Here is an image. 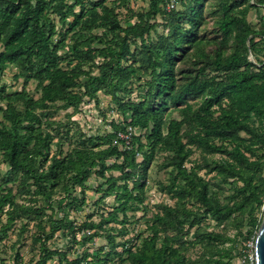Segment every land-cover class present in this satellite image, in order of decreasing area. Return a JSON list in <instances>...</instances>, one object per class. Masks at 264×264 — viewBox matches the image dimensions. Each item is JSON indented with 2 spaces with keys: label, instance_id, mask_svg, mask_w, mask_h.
<instances>
[{
  "label": "trees",
  "instance_id": "16d2710c",
  "mask_svg": "<svg viewBox=\"0 0 264 264\" xmlns=\"http://www.w3.org/2000/svg\"><path fill=\"white\" fill-rule=\"evenodd\" d=\"M107 1L0 0V72L13 64L17 68L15 79H23V87L14 92L0 84V100L5 101L0 107L1 116L8 122L0 121V158L13 176L20 174V194H40L44 199L53 193L45 185L63 179L66 172H71L68 182L82 190L93 169L105 178V192L113 194L117 202L112 211L96 224L84 221L75 225L59 218L44 237L48 240L58 228L70 229L74 235L82 227H102V223L111 221L124 224L126 219L120 220L118 213L126 216V211L142 201L138 167L148 163L155 152H166L164 165L170 167V176L168 182L160 184V190L174 198V204H157L147 224L149 233L133 245L124 244L121 252L115 250L118 242L106 234L111 251L119 257L117 264H227L235 239L241 236L254 243L264 214L260 219L254 215V209L264 205V44L258 47L254 37L258 35L264 41V30H255L246 19L249 9L264 0H220V45L213 58L206 59L183 80L177 77L176 54L180 46L197 42L196 34L183 23L188 15L197 13L196 6L202 0H178L183 10L167 9L168 0H147L145 9L138 11L128 6L130 0H117L135 19L127 26L122 25L116 8ZM236 2L246 5L232 10L231 4ZM157 15H162L166 33L156 32ZM151 31L156 32L154 40H148ZM227 47L231 48L229 53ZM249 52L262 53L263 57L250 60ZM65 60L73 64L64 66ZM30 80L35 82L38 97L25 88ZM140 81L146 87L142 99L124 98ZM99 91L116 103L124 123L111 122L113 132L103 138L107 142L119 138L120 132L128 133L125 126L131 125L144 129V141L131 133L119 138L125 145L120 150L117 144L96 149L82 140L73 152L50 157L49 143L40 134L32 143L30 133L42 117H49L58 107L77 109L85 97L97 102ZM157 97L160 102L155 104ZM187 97L200 99L194 103ZM14 101L21 102L24 110L19 111ZM167 104L176 107L179 118L168 117L162 122V109ZM144 146L148 149L143 150ZM194 149L205 154L204 162L188 167L186 162ZM140 151L143 160L138 162ZM216 153L219 158H206ZM111 156L121 160L108 164L106 160ZM203 168L231 183L229 203L223 205L220 200L218 190L224 188L212 189V181L199 173ZM111 169L118 170L119 175L106 176ZM130 178L133 184L128 187ZM236 182L239 184L234 185ZM71 202L80 203V199L72 197ZM205 218L217 223L230 219L237 222L236 235L232 238L205 230ZM244 220L247 228L241 230ZM97 234L88 233L83 240ZM225 242L231 245H217ZM195 244L200 245L203 254L191 260L187 250ZM55 255L62 254L44 248L35 264H45ZM88 255L67 263L81 264Z\"/></svg>",
  "mask_w": 264,
  "mask_h": 264
},
{
  "label": "rangeland",
  "instance_id": "374dc122",
  "mask_svg": "<svg viewBox=\"0 0 264 264\" xmlns=\"http://www.w3.org/2000/svg\"><path fill=\"white\" fill-rule=\"evenodd\" d=\"M255 1L257 0H250V2ZM107 3L116 8L123 26L130 25L135 21V19L129 17L127 10L117 0H108ZM147 3V0H130L128 6L138 11L145 9ZM245 5L246 2H236L231 4V8L232 10H238ZM165 7L175 10H183L184 8L178 0H168ZM196 11L197 13L188 15L183 23L185 28H189V30H192L196 34L197 42L192 45L179 47L180 51L176 54L175 65L179 80H183L191 72H195L199 66L205 63L206 59L213 58L221 41L220 19L222 11L220 9V0H202L196 6ZM246 19L255 30H264V1L262 3L258 2L255 6L251 7L246 15ZM55 20L57 21L56 17ZM163 20L162 15H157L155 18V21L159 23L156 26V32L158 33L167 32V29L162 26ZM189 20H192L193 23ZM156 32L151 31L148 40L150 38L154 40ZM254 38L258 47L262 48L264 44L263 39L258 35ZM231 41L232 39L228 42L229 46L231 45ZM230 51L231 48L227 47L226 53ZM262 57V53H248V58L253 61ZM72 64L73 61L69 60L63 62L64 66ZM16 73L17 68L13 64H7L6 68L0 72V84L4 83L8 92H14L23 87V79H15L14 74ZM25 88L29 94L38 97L33 80H30ZM145 89L143 81H140V83L135 82L130 92L126 93L123 97L134 101L141 100ZM97 99L98 101L96 102L94 98L85 97L77 109H73V107L55 108L49 117H42L41 123L35 125V128L31 131L32 143L35 141L36 136L40 134L41 139L49 143L48 154L50 157L53 154L64 155L73 152L82 140H87V146L96 149L117 144L120 150L125 145L119 138H126L131 133L140 136L141 140L144 141V129L126 125L125 128L128 133L120 132L119 138L114 137L110 142H107L103 137L113 132L110 125L111 122L122 123L124 125L123 118L116 103L109 95L99 91ZM199 99V97H187L188 101L194 103ZM159 102L160 99L157 97L155 104ZM14 103L19 111L24 110L25 107L21 102L14 101ZM4 104L5 101L0 100V107L4 106ZM57 105L61 106V103H57ZM168 117L179 118L178 111L172 104H167L162 109V122ZM0 121H4L1 111ZM4 123L8 125V122L4 121ZM24 132L26 131L23 130L22 133ZM147 149L146 146L143 147V150ZM204 156L205 154L194 149L188 162H186V166L203 164ZM166 157V152L157 151L148 163H142L141 167H138L137 175L139 174L142 177L143 183V186L138 190L142 196V201L136 203V208L126 211V216L118 213L120 220L126 219L124 224L120 223V221H111L102 223V227L88 229L82 227L76 230L74 235L70 229L58 228L48 240H44V237L49 233L50 227L54 226V221L59 218L63 217L66 222H73L75 225H79L84 221L96 224L112 211L117 202L113 194H106L105 188L107 182L105 178L95 173L97 168L93 169L91 176L85 182L86 189L82 190L80 187L73 186L68 182L71 172H66L63 179H53L45 185L47 189H52L53 193L49 199H44L40 194H20L18 192L20 174L16 177L13 176L8 164L0 158V200L4 199V203L0 209V264H35L44 248L56 249L62 255H65L66 258L65 260L62 255H55L48 259L45 264H69L67 260L80 258L84 254L89 255L85 260H82L81 264H117L119 257L117 253L111 251L112 247L105 237L106 234H111L115 242H118L115 250L121 252L124 244L126 247L133 245L149 233L147 224L156 210L157 204H174L175 199L160 190V184L168 182L170 176V167L164 165ZM219 157L220 154L218 153L206 156L210 160ZM136 158L138 162L143 160L141 151L136 155ZM117 160L120 161L121 158ZM117 160L115 156H111L106 162L111 164L115 161L117 162ZM207 170L208 168H203L199 173L212 181V185H215V187H211L212 189L215 188L217 190L218 186L224 188L223 191L218 190V193L223 205H226L229 203L227 195L230 193L231 183L223 182V179L217 178L214 171L208 172ZM105 174L106 176H118L119 171L111 169L106 171ZM31 181L27 182L25 188H27V185ZM216 181L218 185H216ZM118 183H122V181ZM132 184V178L128 179V187H131ZM235 184L239 183L236 182ZM28 188L33 190V186L31 185ZM72 197L80 199V203L71 202ZM21 206L30 207L31 210L34 209L36 211L29 212L22 209ZM263 211L264 205L258 209H254L256 218L260 219ZM245 223L246 220H244L243 226H240L241 230L247 228ZM236 224L238 223L231 219L217 223L210 218H205L203 228L208 231L212 230L227 234L233 238L237 231L236 227L239 226ZM122 228H124L122 231L124 233L121 232ZM91 232H97L98 234L88 240H83L84 236ZM192 234L193 229L189 232L190 238H192ZM217 245L230 246L231 242L218 243ZM232 246V257L227 264H252V244L250 239L244 240L239 236L232 242ZM204 251L207 252L206 250ZM187 254L191 260H195L203 254V250H201L199 244L190 245ZM96 256H99V260L95 259ZM191 264L200 263L193 262Z\"/></svg>",
  "mask_w": 264,
  "mask_h": 264
},
{
  "label": "water",
  "instance_id": "95a60500",
  "mask_svg": "<svg viewBox=\"0 0 264 264\" xmlns=\"http://www.w3.org/2000/svg\"><path fill=\"white\" fill-rule=\"evenodd\" d=\"M255 264H264V214L254 238Z\"/></svg>",
  "mask_w": 264,
  "mask_h": 264
},
{
  "label": "built area",
  "instance_id": "2783aa9c",
  "mask_svg": "<svg viewBox=\"0 0 264 264\" xmlns=\"http://www.w3.org/2000/svg\"><path fill=\"white\" fill-rule=\"evenodd\" d=\"M171 6H172V4H171ZM251 244H252V242H251ZM253 246H254V243L252 244L251 262H252V264H255V255H254V251H253Z\"/></svg>",
  "mask_w": 264,
  "mask_h": 264
}]
</instances>
